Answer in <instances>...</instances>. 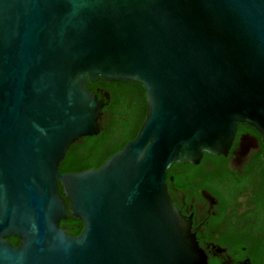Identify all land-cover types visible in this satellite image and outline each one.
I'll list each match as a JSON object with an SVG mask.
<instances>
[{
  "label": "water",
  "instance_id": "water-1",
  "mask_svg": "<svg viewBox=\"0 0 264 264\" xmlns=\"http://www.w3.org/2000/svg\"><path fill=\"white\" fill-rule=\"evenodd\" d=\"M99 79L139 85L144 121L60 173L101 131ZM238 125L264 170V0H0V264H204L166 173L225 156Z\"/></svg>",
  "mask_w": 264,
  "mask_h": 264
},
{
  "label": "flooded vegetation",
  "instance_id": "flooded-vegetation-1",
  "mask_svg": "<svg viewBox=\"0 0 264 264\" xmlns=\"http://www.w3.org/2000/svg\"><path fill=\"white\" fill-rule=\"evenodd\" d=\"M103 83L110 86L114 82L99 79L92 84V91L105 103L100 123L107 118L112 101ZM262 152L258 132L249 125H238L225 156L204 154L196 165H173L167 171V191L189 221L204 264H264ZM68 221L67 217L60 226L67 228ZM77 227L80 233L82 226ZM12 238L7 241L17 247L19 243L12 244Z\"/></svg>",
  "mask_w": 264,
  "mask_h": 264
},
{
  "label": "trees",
  "instance_id": "trees-1",
  "mask_svg": "<svg viewBox=\"0 0 264 264\" xmlns=\"http://www.w3.org/2000/svg\"><path fill=\"white\" fill-rule=\"evenodd\" d=\"M111 92V104L106 110L107 118L101 123L97 136L80 139L68 149L59 167L60 173H76L87 169L99 168L105 160L120 151L130 140H133L146 114V103L143 89L137 84L114 82L110 86L102 84ZM93 89L92 84L87 86ZM61 191V188H60ZM68 227L63 228L69 235L79 233L76 222L68 216ZM63 224V223H61ZM12 244H18L15 238Z\"/></svg>",
  "mask_w": 264,
  "mask_h": 264
}]
</instances>
